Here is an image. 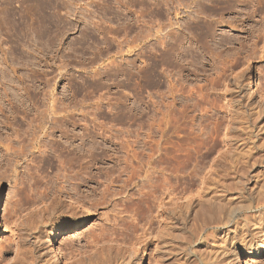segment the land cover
I'll list each match as a JSON object with an SVG mask.
<instances>
[{
	"label": "rangeland",
	"instance_id": "rangeland-1",
	"mask_svg": "<svg viewBox=\"0 0 264 264\" xmlns=\"http://www.w3.org/2000/svg\"><path fill=\"white\" fill-rule=\"evenodd\" d=\"M262 107L264 0H0V264H198L204 198L264 193ZM170 138L178 194L149 209ZM54 207L68 260L46 236L18 257Z\"/></svg>",
	"mask_w": 264,
	"mask_h": 264
},
{
	"label": "bare ground",
	"instance_id": "bare-ground-1",
	"mask_svg": "<svg viewBox=\"0 0 264 264\" xmlns=\"http://www.w3.org/2000/svg\"><path fill=\"white\" fill-rule=\"evenodd\" d=\"M161 28V27H160ZM164 28V27H163ZM165 38V37H164ZM163 38V39H164ZM249 62V61H248ZM247 62V63H248ZM245 63V64H247ZM247 68L249 65L246 66ZM248 75L251 77V84H254L255 78L252 75L251 71L248 70ZM264 109V107H262ZM261 109V108H260ZM181 111V110H179ZM257 111V110H256ZM259 111V107H258ZM261 113V112H259ZM52 114H56V111L53 109ZM55 120V117H53V121ZM256 120V119H255ZM259 123L262 121L264 122V116L258 117L257 120ZM257 123V122H255ZM41 125V123H39ZM262 125V124H260ZM264 126V124H263ZM261 126H259L260 128ZM264 129V127H262ZM261 128V129H262ZM43 127H41V130ZM161 136H165L164 131L160 132ZM53 132L46 131L45 135H53ZM264 133H262L263 136ZM39 135V134H38ZM89 137H91V142L94 140L95 134L93 132H90L88 134ZM261 136V137H262ZM73 138H77V134L73 133ZM264 138V137H263ZM93 139V140H92ZM94 142V141H93ZM147 142H145L146 144ZM166 142L162 141V143H159L158 146V164L155 167H152L151 174H146L144 175L145 178H149V180L152 181L150 184V187H146L144 190L141 187V193L144 196L143 197V204L145 202V207L149 208L151 207V202H154L155 200L157 201L158 199H161L163 201L164 196H169V198L173 197L175 198L178 193L176 192L177 189V178L179 177L178 169L176 167L178 163L177 159V154H176V149L174 144L172 143V140L170 138L169 144L166 146L164 145ZM94 145V143H93ZM251 147H247V152H249ZM253 153L247 154L245 158L250 157V155ZM138 167H134V170L130 171L128 175V180H136V177H134L136 174L137 176H142V174L139 173ZM141 172V171H140ZM186 175L184 178H194L195 174L192 172H186ZM134 177V178H133ZM225 184V183H224ZM260 185V184H259ZM225 186V185H223ZM258 186V185H256ZM262 186H264V182L262 183ZM122 187H126L125 185ZM260 188V186H258ZM264 187H262L263 189ZM143 189V191H142ZM124 190V189H123ZM122 190V191H123ZM261 190V189H260ZM149 192L155 193V195H149ZM263 191H257V196L256 197H248L247 199L243 201H239L240 198L236 199L234 197L229 198H234L237 201H233L228 199V195L226 197L220 194V196L214 195V197H203L200 196L198 197V200H201L204 198V201L201 202V208L199 209V212L196 213L195 219L198 221L197 227L200 230L199 237L203 238V242L208 245L209 250L205 251L203 255H201L200 259L198 260V264H227L226 262L229 260V264H236L235 260L237 257H239V264H244L245 261L247 260H252L253 256H262L264 254V193ZM222 193V191H221ZM232 196V195H231ZM235 196V195H234ZM209 197V198H208ZM237 197V196H235ZM240 197V195H239ZM44 198V197H43ZM41 198V199H43ZM46 197L45 199H47ZM54 198V197H52ZM40 199V200H41ZM2 196L0 194V210H1V201H2ZM39 200V198H38ZM39 200V201H40ZM219 200V203H221V206L219 207V212H216L215 210V201ZM229 202L227 203V201ZM43 201V200H42ZM54 201V200H53ZM202 201V200H201ZM35 202V201H34ZM55 202V201H54ZM218 202V201H216ZM56 204V203H54ZM57 205V204H56ZM54 206V205H53ZM147 210V209H145ZM51 211V210H50ZM58 211V208L56 209L54 207L53 211L49 212L48 215H44L41 212L37 214H30L32 219H34L32 224L29 222V226L26 225L24 232L26 235H24L21 238V243H22V248L24 249L22 253L18 255L21 256L23 255L27 249L26 247L29 246V249H36L37 247V241H42V237H45L48 239L50 242V247H49V253L52 251H59L62 256L65 258V260H68L67 254L62 250L60 247L61 241L63 238V234L65 233L66 230L69 229L68 224H64L65 222H58L56 223V229L53 234L50 235L45 233V230L43 229L45 223L48 221L47 218L49 219L50 216H52V213L56 214ZM149 211V210H147ZM145 211V213L147 212ZM32 213V212H31ZM148 213V212H147ZM145 216V215H144ZM143 216V217H144ZM36 217V218H35ZM36 219V220H35ZM146 219V218H144ZM145 221V220H144ZM79 223V222H78ZM78 223L75 225L77 226ZM256 227H254V226ZM251 226H253L256 230L258 231L251 233ZM78 227V226H77ZM232 227V228H231ZM29 228V229H28ZM253 228V229H254ZM23 231V229H22ZM21 231V232H22ZM223 233L224 235L220 237V234ZM23 235V233H22ZM21 235V236H22ZM196 236H194L195 238ZM198 237V238H199ZM260 239V242L257 241V239ZM44 240V241H45ZM42 241V242H44ZM215 242L217 246L215 245ZM213 243V244H212ZM240 243L241 246L231 248L232 245H236ZM222 254V255H220ZM229 256L233 259H228ZM31 260V259H30ZM36 259H32L30 264H33ZM45 260V259H44ZM138 264H142V257L139 255L138 256ZM236 260V261H238ZM46 262L48 264L50 261L47 259ZM93 263V262H92ZM238 263V262H237ZM18 264H21L20 262ZM56 264V263H55ZM91 264V263H89ZM94 264H97L95 262ZM98 264H102V262H98ZM105 264V263H104ZM137 264V263H136Z\"/></svg>",
	"mask_w": 264,
	"mask_h": 264
}]
</instances>
